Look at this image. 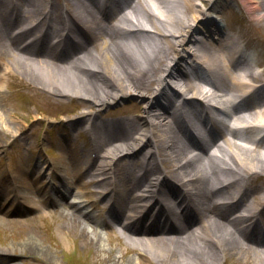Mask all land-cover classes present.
<instances>
[{
    "label": "bare ground",
    "instance_id": "1",
    "mask_svg": "<svg viewBox=\"0 0 264 264\" xmlns=\"http://www.w3.org/2000/svg\"><path fill=\"white\" fill-rule=\"evenodd\" d=\"M23 1L16 0L17 6L12 0L0 4V62L29 83L52 85L57 94L90 102L91 106L73 122H81V129L89 123L86 132L92 148L87 152L88 160L87 149H82L84 160L75 159L73 168L65 170L72 178L87 174L80 185L93 189L91 195L107 193V202L116 203L120 208L109 221L91 213L82 214L81 219L107 229L114 223L120 224V229H111L120 236L112 234L110 241L128 246V251L136 248L140 264L145 259L158 264H220L221 259L226 262L232 256L241 259L243 264H264L261 249L264 229L258 227L260 219L264 222V184H254L256 180L264 183V82L261 75L254 73L245 53L240 52L238 41L234 37L221 38L214 46L208 44L196 50L194 65L182 71L177 59H173L174 53L179 56V49L194 31L213 21L206 17V12L197 14L192 0H120L114 2V10L119 9L120 13L122 7L127 9V14L120 16L116 12L108 16L113 9L107 0L99 8L95 7L94 0H29L26 10L22 8ZM244 1L248 8L263 11L260 19L264 22V0ZM215 4L216 1L208 9L215 8ZM12 10L10 16L14 21L23 16L21 31L40 25L38 37L44 35L45 29L54 31L58 37V31L66 28L75 34L73 44L62 51L49 49L47 45L41 50H27L29 46L18 49L16 38L5 37L3 32L4 21ZM194 47L198 46L191 45L185 51L191 52ZM34 56L48 62H39ZM176 81L179 90L174 88L176 92L169 93L170 82ZM126 96L139 100L135 107L138 117L106 123L110 131H115H105L108 127L105 122L94 120L98 115L96 108ZM195 99L202 101L195 102ZM194 102L198 108L193 111L189 107ZM201 113L211 126V141L221 138L223 142L205 159L195 155L185 163L180 162L190 152L184 153L187 143L183 139L190 142L191 148L201 151L207 148L203 134H206V124L202 127L196 118ZM183 118L204 137L202 141L194 142L187 134L181 122ZM12 127L18 132L25 128L15 122ZM121 128L127 131L123 135L127 141L112 144L117 141ZM132 133L137 136L132 137ZM149 153L150 159H147ZM197 162L198 166L193 165ZM159 163L164 166L163 171L158 170ZM187 168H191L187 172L189 180L185 174ZM141 169L145 173L138 177ZM116 171L123 175L120 185L112 180ZM161 175L173 178L185 190H180L168 178L158 186ZM150 176L152 180L146 181V185L151 189L147 192L154 198H145L154 202L148 206L138 204L141 196H133L132 189H140L142 179ZM209 182L216 186L213 194L208 188ZM246 184L248 190L242 193ZM33 188L27 184L24 192H13L11 198H20L29 204L36 193ZM159 192L168 202L176 196L181 199L175 203L178 208L182 206L183 225L179 224L182 216L173 212L172 203L164 204L158 199ZM154 207L157 211L152 213ZM161 211L170 212L173 226L158 227L155 221ZM143 212L144 216L140 217ZM234 212L236 216L230 218ZM124 214L127 224L123 227L120 218ZM149 217L154 222L146 227L143 222ZM0 220L3 227L24 228L28 224L3 217ZM79 220L71 217L67 222L75 224V230L83 237H89L91 232ZM190 223L199 224L198 229L192 231ZM33 228L29 230L34 231ZM171 232L189 234L181 240L161 237ZM147 233L160 235L148 237ZM93 237H99L96 244H101V236L94 233ZM17 247L3 246L0 252L11 253L10 249ZM18 251L28 254L24 260L29 263L34 257L37 264L52 263L46 257L49 249L29 235L22 240ZM121 258L122 255L117 260L120 264H132V260L121 263Z\"/></svg>",
    "mask_w": 264,
    "mask_h": 264
},
{
    "label": "rangeland",
    "instance_id": "2",
    "mask_svg": "<svg viewBox=\"0 0 264 264\" xmlns=\"http://www.w3.org/2000/svg\"><path fill=\"white\" fill-rule=\"evenodd\" d=\"M215 1V8L208 10ZM192 2L195 4V8L198 9L197 14L202 11L206 12L208 17L214 16L218 19L222 17L225 25L221 22L222 26L220 29L223 32L229 33L235 38L236 31L240 30L239 40L247 42V49L244 53L254 71L263 76L264 79V70L262 72L255 67V65H264V22L260 19L263 11L261 9L248 8L244 0H192ZM20 78L23 81H20L18 76L0 77V171L6 172L9 170L10 177L15 175L17 182L22 183V187H24L27 180L24 181L22 178L24 173L22 157L31 158L33 162L41 158L56 163L58 168L59 166L61 168L64 167L60 172V176H62L63 180H66L69 175L65 173V168L73 166L76 162L74 160L76 157H78V160L80 159L79 153L75 148L83 144L87 145L89 141L87 136L78 129L77 125L70 126V131L59 125L60 120H69L76 114L67 117H59V114L62 110H65L66 113H77L74 109H72L73 111L69 110L76 104L75 102H80L81 104L83 102L73 96L72 99H69L65 95L57 94L53 91L52 85L44 87L43 85L29 83L23 77ZM7 82L9 85H17V82H21L27 86V89H30L29 92L31 93H26V96L22 94L19 97H14L13 94V97L9 96L10 90L7 89L12 90V88L7 86ZM43 90H48L54 94L43 92ZM70 100H73V104L65 105ZM96 101L99 102L98 100ZM137 102L139 100L136 97L131 99L128 96L122 100L110 102L108 106L99 108V117L106 115L105 117H109L112 120L130 117L136 112ZM87 103L88 106H91L90 102ZM13 122L19 124V126H25L22 137L17 140L22 146L21 149L11 144V141L18 136L17 132L12 129ZM32 122L34 124H31ZM29 126H33V128ZM237 141L240 142L239 140ZM47 149L48 156L45 154ZM190 169L187 168L185 174ZM37 170L36 167L33 172V174H36L34 178L38 175ZM27 176V179L28 177L30 178V176ZM0 181L2 180L0 179ZM256 184L260 183L256 182ZM3 186L5 189L6 186L8 187L5 183H3ZM22 192H24V189ZM1 199L4 200L5 198L1 197ZM74 209L72 208V210ZM0 222L3 223L2 220ZM75 226V224L73 226L68 224L63 219L62 213L58 214L56 218L49 217L44 220H32L27 226H23L24 228L7 225L3 227L0 225V249L7 245H18L17 248L10 249L11 253L16 254L18 258L16 257L3 264L27 263V261H24L23 256L28 254L23 255L24 253H20L18 248L22 240L28 235L34 237L36 242L49 249L50 253L48 252L46 257L51 258V264H120L117 260L121 255V263H125L126 260H132V264H140L139 259H137L140 257L137 255L136 248L133 251H128L126 249L128 246H121L116 241H110L106 233H100V231H97V233L92 232L94 230L89 227L90 225L87 222H83V227L91 232L89 237H83L80 231L75 230ZM30 228L35 230H29ZM94 233L96 235L100 234L101 244H96V240L99 237H93ZM119 243L122 244V241L119 240ZM35 255L38 256L39 254L35 253ZM141 258L144 257L141 256ZM0 260L2 259L0 258ZM145 260L144 264H158ZM220 264L243 263L241 259L237 260L235 256H232L228 257L225 263L221 260Z\"/></svg>",
    "mask_w": 264,
    "mask_h": 264
}]
</instances>
